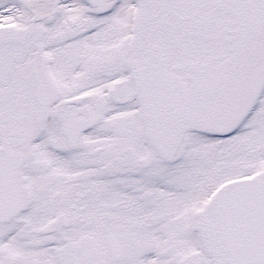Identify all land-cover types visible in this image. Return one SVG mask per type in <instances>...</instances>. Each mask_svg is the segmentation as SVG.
I'll return each mask as SVG.
<instances>
[{"label":"snow or ice","instance_id":"1","mask_svg":"<svg viewBox=\"0 0 264 264\" xmlns=\"http://www.w3.org/2000/svg\"><path fill=\"white\" fill-rule=\"evenodd\" d=\"M0 264H264V0H0Z\"/></svg>","mask_w":264,"mask_h":264}]
</instances>
